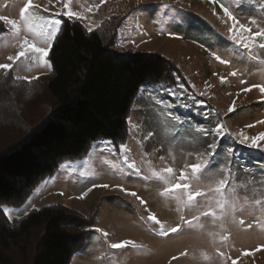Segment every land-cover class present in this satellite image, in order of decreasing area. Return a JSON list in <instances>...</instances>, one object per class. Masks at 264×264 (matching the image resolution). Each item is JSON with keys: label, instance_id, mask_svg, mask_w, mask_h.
<instances>
[{"label": "rangeland", "instance_id": "obj_1", "mask_svg": "<svg viewBox=\"0 0 264 264\" xmlns=\"http://www.w3.org/2000/svg\"><path fill=\"white\" fill-rule=\"evenodd\" d=\"M64 2L53 0L50 4L49 0H34L41 8L32 10L49 16L53 12L64 11ZM222 2L234 8L241 22L256 18L264 26V20L260 19L264 17V9L261 8L264 0ZM23 3L24 0H0V15L19 20V8ZM45 6L48 12L43 11ZM70 6L73 11L87 17L85 20L71 19L86 29L97 27L111 14H125L118 30L120 45L158 52L172 59L182 70L191 90L186 91L185 99L180 95H176L180 98L176 99L160 83L141 87L127 118L128 133L123 144L126 152H120V147L104 151L101 145L107 140L93 142L85 156L59 164L56 171L40 181L20 206L2 205V211L4 207L14 209L8 215L3 212L5 217L9 220L10 216L11 221L18 220L33 209L51 204H62L87 216L96 211L88 227L85 244L73 254L70 264H231V259H222L218 250L235 259L236 264H264V228L260 227L264 223V170L261 166L240 169L238 164H230L232 171L227 173L229 186L225 189V198L234 205V210L226 206L227 214L223 219H220L221 211L215 205L218 194L212 189L226 174L224 167L229 166L228 160L222 158L224 150H216L209 169L200 174L203 177L200 190L205 195L197 198L199 204L196 208L178 210L176 201L159 195L163 183L153 175L163 167H173L178 176L185 165L207 158L208 145L213 142V137L201 133V127L214 128L218 123L225 124L229 135L222 139L216 137L221 142L235 140L233 134L240 132L249 136L264 132V124L256 123L264 120L261 93L257 88L241 91L251 84H264V50H253L249 54L230 41L227 25L221 19L222 10L216 5L214 15V5L210 0H104L102 4L100 0H72ZM90 8L92 11H88ZM6 28L7 31L0 33V63H12L7 57L16 54L23 39L8 26ZM170 31L172 36L168 34ZM28 38L32 39L30 34ZM36 42L44 46L41 41ZM211 51H216L231 63L220 64L210 55ZM232 71H237L236 77L229 75ZM12 72L16 78L29 80L37 75L39 79L45 78L51 69L21 58ZM222 76L226 77L223 83ZM241 80L246 83L241 84ZM233 100L236 111L227 113ZM33 102L35 115L31 120V115L26 119L31 125L42 111L39 104L44 105L43 99L36 104ZM175 108H184L197 117L206 112L210 121L205 119L201 125L196 124ZM170 112L173 115H169ZM214 114L219 118L217 124L211 123ZM249 124L254 127L247 128ZM125 155L129 157L127 162ZM133 161L141 169L139 177L128 175L127 164ZM62 164L65 167L61 168ZM93 184H108L109 187H95L83 199L78 198ZM116 185L136 191L147 205H141ZM205 203L210 208L205 209ZM146 207L171 226L182 223V214L185 219H191L200 211L215 210L217 216H200L199 221L193 222V227L185 228L182 233L160 237L150 230V222L145 223ZM241 220L243 224L239 223ZM248 224L252 227L249 228ZM96 228L101 232H96ZM104 232L108 233L107 237ZM224 236L228 239L222 240ZM125 239L134 241L137 247L110 248L111 243ZM245 252L250 255H244ZM181 253L186 255L181 256Z\"/></svg>", "mask_w": 264, "mask_h": 264}, {"label": "trees", "instance_id": "obj_2", "mask_svg": "<svg viewBox=\"0 0 264 264\" xmlns=\"http://www.w3.org/2000/svg\"><path fill=\"white\" fill-rule=\"evenodd\" d=\"M124 19L125 14H111L89 32L62 17L50 51V75L27 80L0 70V264H70L85 244L96 211L87 216L51 204L10 222L1 206H20L59 164L85 156L95 141L110 140L118 150L127 139L129 110L141 87L160 83L183 99L191 90L172 59L120 45ZM5 29L0 23V33ZM39 99L44 105L39 104L42 111L31 125L26 120L35 115L31 102ZM175 110L199 125L210 121L205 108L202 117ZM212 119L219 122L216 114ZM218 143L217 151L224 150L222 158L232 166L264 170L263 152L235 140Z\"/></svg>", "mask_w": 264, "mask_h": 264}, {"label": "snow or ice", "instance_id": "obj_3", "mask_svg": "<svg viewBox=\"0 0 264 264\" xmlns=\"http://www.w3.org/2000/svg\"><path fill=\"white\" fill-rule=\"evenodd\" d=\"M49 3H53V0H49ZM72 0H65L63 3L62 12H53L49 16H44L38 14L37 11H33L32 9L39 10L41 8L40 4H35L34 0H24L23 6L19 8V20L10 18L7 15H0V23L8 26L11 31L16 34L17 36H23V39L19 45V50L16 54L9 55L7 59L12 63H0V70H3L5 73L11 71L16 64L17 61L21 60V58H26L30 62H34L38 64L42 68L51 69V62L49 59L50 51L53 47V42L57 37L58 32L61 30V26L63 23L62 17H67L68 19L75 18L76 20H85L87 19L86 16L82 15L79 11H73L72 7L70 6ZM100 3H104V0H100ZM210 3L214 5L212 11L213 14H216V5L222 10V17L221 19L224 20V23L227 25V32H228V39L232 41L236 46L242 47L244 50H247L249 54L253 53V50L259 52L260 50H264V26L258 22V19L253 18L250 22H241L240 18L235 14L234 8L229 4L226 5L222 0H210ZM99 4L96 5L99 8ZM164 7H168L165 5ZM261 8L264 9V5H261ZM43 11L48 12L49 9L45 6ZM88 11H92V9H88ZM264 20V17L260 18ZM251 25V26H250ZM255 26V28L253 27ZM8 29L6 28L5 31ZM89 32L93 31L92 27L87 29ZM28 34L31 35L32 39L28 38ZM169 36H172L173 33L170 31ZM39 40L42 42L38 44L36 41ZM203 46V45H202ZM210 55L213 56L220 64H230L231 61L229 59H222L221 55L217 54L216 51H211ZM231 76L236 77L237 71L230 72ZM33 79H39V75L34 77ZM226 77H221V82L223 83ZM241 84L246 83V81L241 80ZM183 89V85L179 86ZM253 88H257L261 93V99H264V84H251L249 87L241 89L243 92H249ZM169 93V95L173 96L176 99H180L176 96V89H165ZM202 95V93H201ZM201 103H203L201 101ZM185 108L188 105H184ZM171 107V106H170ZM236 111V102L233 100L232 105L227 109V113H232ZM226 113V114H227ZM169 115H173L171 112ZM257 124H264V120H260L256 122ZM247 128H252L254 125L249 124L246 126ZM201 133L205 136H212L213 142L208 145V154L207 158L203 159L198 163H193L191 165H185V167L179 171L178 176L176 175V171L173 167H163L159 171H154L153 175L163 183V189L159 193L160 196L168 198L170 200H174L177 202L178 210L180 208L186 209H193L196 208L199 204L197 198L202 197L205 195L204 192L200 190V182L203 177L200 175L205 170L209 169V165L211 164L212 160L215 159L217 154V149L219 147L218 140L216 137L224 138L225 136L229 135L227 127L225 124L218 123L214 128H203L199 129ZM233 139H235L239 144L245 145L248 148L259 150L264 152V132H261L257 135L249 136L246 135L244 132H240L238 134H233ZM97 145H94L96 147ZM102 149L107 151L108 149H113L114 146L112 142L104 141L102 142ZM127 149L124 145L120 146V152L124 153ZM125 161L127 162L129 157L127 155L124 156ZM161 160L164 157H160ZM229 166L224 167V172L226 173L222 179H220L214 189L212 191L215 194H218V199L215 200V205L221 211L220 219H223L224 215H226V206L231 207L234 210V205L229 204V201L225 198V189L229 186V175L232 171V168ZM65 167V165H61V168ZM128 175L132 177H139L141 174V169L138 167L135 161L128 163ZM190 169V171H189ZM95 187H104L108 188V184H93L91 187H88L87 190L82 193V195L78 198L83 199L84 196L87 195L88 192H91ZM122 192H126L131 196L135 197L141 205H147V201L142 199L136 191H129L127 188L123 187L122 185H116ZM259 203V201H257ZM205 209L210 208V205L205 203L203 205ZM14 209L9 207H4L3 212L5 215L11 213ZM145 211L148 212L145 223H151V231H153L156 235L160 237H168L169 234H180L184 231L185 228L193 227L194 221H199L200 216H212L216 217L217 213L215 210H204L200 211L198 216H193L191 219H185L184 215L182 214L180 219V224H176L175 226H171L167 224V222L162 221L161 219L157 218V216L150 212L147 207ZM143 219V218H142ZM9 220L11 222V217L9 216ZM243 224L244 221L241 220L239 222ZM223 225H221L222 227ZM248 227L251 228L252 224H248ZM261 228H264V223L260 224ZM96 232H101V229L96 228ZM103 235L105 237L108 236L107 232H104ZM228 237H222V240H227ZM128 246L132 248L137 247L136 243L132 240H121L119 242L111 243V249H125ZM258 250V249H257ZM186 255V253H181V256ZM218 255L224 259L229 260L231 259V264H236V260L232 259L230 256L226 255L225 252L218 250ZM244 255H250V253L245 252ZM175 260L176 257H173ZM207 259V257H205Z\"/></svg>", "mask_w": 264, "mask_h": 264}]
</instances>
